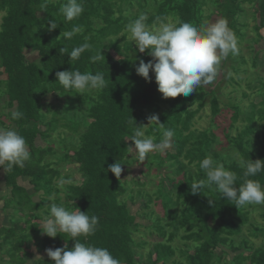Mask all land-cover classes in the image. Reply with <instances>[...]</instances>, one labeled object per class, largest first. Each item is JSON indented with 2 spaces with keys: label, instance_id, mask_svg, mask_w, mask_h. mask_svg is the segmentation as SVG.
Listing matches in <instances>:
<instances>
[{
  "label": "trees",
  "instance_id": "obj_1",
  "mask_svg": "<svg viewBox=\"0 0 264 264\" xmlns=\"http://www.w3.org/2000/svg\"><path fill=\"white\" fill-rule=\"evenodd\" d=\"M209 1L83 0L82 15L67 22L59 11L66 0H0V13H4L0 24V85H4L8 96L6 106L11 108L7 112L11 122L5 125L0 120V128H15L25 137L31 153V159L22 168L14 166L9 171L7 165L4 166L6 182L12 188L9 201L15 204L13 217L27 216L30 223L24 220L26 225H22L20 220L11 219V225L2 229L0 248L9 257L7 264H28L29 258H34L35 264H52L46 249L74 246L75 241L67 234H58L55 238L41 234L39 221L50 214L51 201L63 203L72 211L79 207L89 216L99 217L95 234L78 239L107 248L121 264H227L224 262L227 253L224 250L221 254L216 252L226 244L231 251L238 252L233 264L247 261L248 264H264V244L253 249L249 241L235 246L233 239L249 222L252 213L249 207L253 204L238 209L233 201L222 198L215 185L206 186L196 194L190 187L194 180L207 179L200 168V161L206 156L236 172L237 187L243 182L238 156L214 150L220 141L213 128L195 129L196 116L206 105L215 117L222 111L221 103L225 100L217 89L220 82L214 87L201 85L187 97L165 99L158 91L153 71L149 73L150 82L136 72L140 60L146 63L152 60L147 54L149 50L139 52L127 38L126 25L145 13L149 27L157 18H167L174 23L190 21L199 27L230 16L229 28L243 39L241 29L245 25L237 18L244 12L242 4L252 3L254 13L259 14L258 18L253 15V28L258 39H253L252 43L264 40V0ZM135 6L140 11L131 16L128 11ZM51 19L59 25L53 31H49L47 23ZM73 25L83 26V31L71 40L61 36L62 31L71 30ZM86 37L92 47L79 59L70 60L72 49L84 43ZM238 45L241 52V40ZM61 47L68 50L63 55L59 51ZM98 52L104 59L93 63L90 58ZM259 54L257 50L253 56V67ZM31 55L37 57L32 60ZM230 58L231 53L224 59L222 67L230 62ZM71 68L93 74L101 71L107 86L94 95L66 90L58 82L56 72ZM238 78L231 79L235 86L232 92L243 80ZM247 86L251 90L257 89L261 100L254 102L251 98L246 112L239 104L225 102L233 110L230 130L239 119L245 125L237 135L228 132L223 136L227 145L236 148L239 157L264 160V130L255 134L259 147L253 149L251 144L255 119L264 121V81L260 86H251L249 82ZM243 96L249 97L248 93ZM44 98L46 101L53 99L54 103L45 104ZM55 102L61 109L56 108L52 117L47 118L42 107L46 105L50 110ZM13 109L22 112L23 118L13 120ZM152 115H157L159 122L175 134L170 148L164 152L154 151L140 161L137 153H133L134 148H129L134 147V142L130 140L133 133L128 121L133 117L138 125L146 127V135L155 136L159 143L160 126L157 122L150 124L148 118ZM60 127L78 139L74 144L69 142V135H60L59 141L65 149L61 157L56 155L50 140L52 132ZM38 138L46 145L38 142ZM48 156H55V159H48ZM117 160L124 163V170L136 162L145 168L138 176L122 172L117 179L107 171ZM69 164L78 167L80 179L65 185L68 190L62 202L58 195L62 190L57 180H69L70 175H63L61 169ZM153 171H156L155 179L142 180L141 176L151 177ZM19 177L29 179L39 200L35 201L29 191L17 184ZM252 179H258L264 185V172ZM49 197L54 199L49 200ZM139 200L144 202L143 207L133 212L129 202L135 206ZM251 226L253 229L249 234L257 238L262 236L264 240V227L253 223ZM138 233L141 237L135 239L134 235ZM154 234L157 237L148 240ZM247 249H251V253H243ZM37 256L41 258L38 261Z\"/></svg>",
  "mask_w": 264,
  "mask_h": 264
},
{
  "label": "clouds",
  "instance_id": "obj_2",
  "mask_svg": "<svg viewBox=\"0 0 264 264\" xmlns=\"http://www.w3.org/2000/svg\"><path fill=\"white\" fill-rule=\"evenodd\" d=\"M60 13L65 21L71 22L84 12L83 0H66L60 8ZM148 15L142 13L126 25V31L131 34V39L139 52L148 51L152 60L147 63L140 60L136 67L138 75L149 82L150 71L155 74L158 91L163 98H175L180 95L190 96L201 85L211 84L217 76L221 61L229 53L236 55L239 52L238 40L235 33L229 28L225 19H219L207 26H197L194 23H174L167 18H157L151 27L146 23ZM49 31L55 30L59 25L55 19L47 22ZM83 31V26L73 25L71 30L62 31L61 36L71 40ZM85 38V42L74 47L69 54L70 60H77L81 54L90 49L92 45ZM60 54H65L67 48L61 47ZM34 56V55H32ZM93 63L104 59L103 54L97 53L92 56ZM56 77L64 89H74L79 94H95L107 86L104 73L101 71L81 72L78 69H70L56 72ZM13 120L23 118V113L13 109L11 111ZM150 124L157 122L160 126L161 139L156 142V137L146 135V127H141L133 117L128 121L132 131L130 140L134 142V148L140 161L154 151L164 152L171 147L174 130L164 127L159 122L157 115L149 118ZM238 156L239 167L243 169V182L237 187L238 175L236 172L226 168L223 163L215 161L211 156H206L200 161V168L204 170L206 180H194L190 185L193 194L201 193L202 189L209 185H215L216 190L221 193L222 198L233 201L239 209L247 205H264V185L258 179H252L264 172V160H245ZM31 159V153L27 141L15 128H0V166L11 170L14 166L24 167ZM117 160L109 165L107 171L120 179L123 165ZM5 169V168H4ZM70 180L60 179L58 187L63 189ZM54 197H49L53 200ZM50 214L39 221L42 235L55 238L57 235L67 234L75 241L73 247L55 250L46 249L47 256L52 264H121L105 247L95 246L81 242L78 237H89L94 235L99 225V217L89 216L78 207L75 211L69 210L63 203H50ZM41 258L37 256V261ZM35 264V261H29Z\"/></svg>",
  "mask_w": 264,
  "mask_h": 264
},
{
  "label": "rangeland",
  "instance_id": "obj_3",
  "mask_svg": "<svg viewBox=\"0 0 264 264\" xmlns=\"http://www.w3.org/2000/svg\"><path fill=\"white\" fill-rule=\"evenodd\" d=\"M254 6L255 5H253L252 3L242 4L241 9H243L244 12H242L240 14V16L237 18L239 20V22H241V23H243V25H245L241 29V33L244 35L243 39L240 38V36H242V35H240V34L236 35L237 40H241V46H240L241 52L239 51L238 54H236V55L231 54L230 62L226 66L222 67V63L224 62V59H225L224 58L218 67V73H217L216 79L211 84L203 85L205 87H212V86L214 87V86L218 85V83L220 82V84L218 86L219 88H217V89H220L219 92L222 94L223 99L225 100L221 103L222 111L215 117L211 113V108L208 105H206L205 110H202L196 116L197 122L195 125V129L197 128L199 130H204L205 128H213V130L219 135V141H220L213 148H214V150H216L222 154H226V155L229 154V155L237 156V150H236V148H234V146L227 145V142H226L223 135L225 133L231 132V135L235 136L243 129V127L245 125V122L241 121V119H239L236 122L235 126H233L230 130V124L232 121L231 116L233 114V110H231L229 107H227L226 103L231 101V102H234L235 104H239L241 110L246 112L248 110V106L250 104L251 98H253L254 102H259L261 100V96L256 92L257 89L254 88L251 90V88H249L247 86L248 82L251 84V86H260L261 82L264 81V51L261 50V49H264V40L258 41L257 43H252L253 39H258V33H256V31L253 28L254 23H255L254 16H253L255 14L254 8H253ZM210 7H213V6L210 5ZM148 9L150 12L151 9L150 8H148ZM212 9H214V8H212ZM139 11H140V9L135 6V7H132L129 9L128 14H130L131 16L137 15L139 13ZM3 15H4V13H0V24L2 23V16ZM255 16H256V18H258L259 14L257 13V14H255ZM226 17H225L226 18L225 20H227V22L229 24L231 22L232 18L230 16H226ZM218 18H220V17H218ZM262 33L264 34V30H262ZM127 38H128V40L133 42V40L131 39V34L129 32L127 33ZM133 43L135 44V42H133ZM238 47H239V45H238ZM257 50L260 51V54H259V58L256 60L255 66L253 67L252 66V63H253L252 60H253V56L255 55ZM36 55H34V56L31 55L32 60H34L33 59L34 57H37ZM237 76L241 77V80L242 79L243 80L241 81L240 86L235 89L236 91L232 92V88H234L235 86H232L231 79L234 78L235 80H238L239 78ZM4 89H5L4 85L1 84L0 85V120L4 121L5 125H8L11 121L7 117V112L9 110H11V108L6 106L7 105L6 101L8 100V96H6L7 94L5 93ZM244 93H248L249 97H244L243 96ZM44 102H45V104H47L49 102L54 103L53 99H50V98H48L47 101L45 99ZM55 103H56V105H53L50 108V110L47 108L46 105H44L42 107L41 111L46 114L47 118L52 117V112L56 108H58L59 110L61 109L60 104L57 102H55ZM223 104H226V105H223ZM163 106H167V105L164 104ZM145 113L147 116L149 115L148 111H146ZM200 115H202V117H201V119H198V116H200ZM213 121H214V123H212ZM263 122H264L263 120L255 119L256 129H255V132L251 135V139H252L251 144H252V146H254L253 149H256L259 147V142H258V139L255 138V134H261V132H263V130H264L262 128ZM41 129H45V128L41 127ZM62 134H64L63 137L65 135L70 136L71 139L69 140V142H71V143L73 142L74 144L78 142L77 136L74 135V137H72L70 132L65 128L60 127V128H58L57 131L52 132V136H51L50 140H51V143L54 144V146H55L56 155L59 157H61V155H63L65 153L64 145H61V143L59 141L60 140L59 137ZM37 140H38V142L42 143L43 145H46V143L43 140H41L40 138H38ZM135 152L136 151L134 149L133 153H135ZM48 159L54 160L55 156H48ZM136 163L132 164L130 169L124 170L123 174L124 175H130L129 173H131L132 176H138L141 173L142 168H145V167H143L141 164L139 165ZM61 169L63 170L62 171L63 175L66 173L70 175L69 180L71 182L80 179V175L78 174V172H79L78 167L76 165H74V164L73 165H70V164L64 165V167H61ZM153 173H154V171H153ZM155 176H156V171L151 177L146 178L144 176H141V178L143 181L145 179H147L148 181H151V180L155 179ZM60 179H58L57 181L59 182ZM65 185H64L63 189L60 188L62 191L58 194L60 197H62L61 198L62 202H64L65 193L68 190V189H66ZM148 188H150V187H148ZM35 200H39L38 195H36ZM51 203H53V202L51 201ZM143 204H144V202L142 200H139V203L135 206L129 202V207L131 208V210L133 212H136L137 209H139V208L141 209L143 207ZM11 206H12V209H14L15 204H11ZM249 210L252 211V213L250 214L249 222L243 226L242 232L239 235L235 236L233 239H234L235 246L240 245L244 240H247V241H249L250 247L253 249H256L258 246L264 244V240L262 239L263 237L262 236H260L259 238L254 237V236L250 235L249 232L251 229H253V226H251V223H253L257 226L264 227V217H263L264 205L253 204L251 207H249ZM147 211H149V210H147ZM42 216H44V215H42ZM12 219H13V221L15 219L20 220L22 225H26L25 221L28 222L27 216L25 218H20L18 215H16V217H14ZM28 224H30V223L28 222ZM141 231H142L141 233H143V234L145 233L144 230H141ZM35 237H36V235H35ZM140 237H141V235L139 233L134 235L135 239H140ZM156 237H157V235L154 234V235L150 236V238H148V240L152 241L151 238H156ZM2 239H0V242H2ZM223 250L227 253L226 255H224V262H226L227 264H233L234 258L238 254V252L231 251L229 248V244H226L222 248L217 249L216 252L221 254ZM246 251L251 253V249H247L245 251L243 250V253H245ZM248 254L249 253H246V255H248ZM4 258H5V261L2 262V264H7V260L9 259V257L6 255ZM29 261H32V259L31 258L28 259V261H27L28 264H29ZM248 263H249V261L245 262V264H248ZM215 264H217V263H215Z\"/></svg>",
  "mask_w": 264,
  "mask_h": 264
},
{
  "label": "crops",
  "instance_id": "obj_4",
  "mask_svg": "<svg viewBox=\"0 0 264 264\" xmlns=\"http://www.w3.org/2000/svg\"><path fill=\"white\" fill-rule=\"evenodd\" d=\"M5 175H6V168L4 169L2 166H0V239L3 238V234L1 233L2 229L4 227L10 226L12 223L11 219L14 218L12 214L13 209L11 203L9 202L12 188L7 184ZM17 184L25 188L27 191H29V193L35 200L36 195L33 191L34 186L30 184L29 179L25 177H19L17 180ZM2 242H0V244ZM5 256H6L5 252H3V250L0 248V264H2V262L5 261L4 258ZM33 260L34 258H32V261Z\"/></svg>",
  "mask_w": 264,
  "mask_h": 264
}]
</instances>
